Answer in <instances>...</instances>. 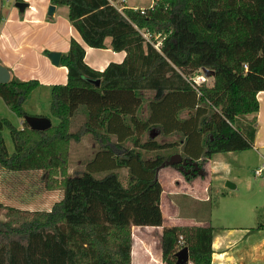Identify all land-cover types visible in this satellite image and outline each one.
<instances>
[{"label":"trees","instance_id":"1","mask_svg":"<svg viewBox=\"0 0 264 264\" xmlns=\"http://www.w3.org/2000/svg\"><path fill=\"white\" fill-rule=\"evenodd\" d=\"M247 1L243 18L251 22L260 11L264 20V0ZM214 3L157 0L143 13L120 14L105 0H50L68 9V21L86 46L105 49L110 39V49L125 52V58L96 71L85 63L83 45L71 38L60 59L67 81L51 87L50 112L58 124L36 131L25 122L19 129L0 119V168L40 171L44 190L63 191L49 211L0 203V264H132L131 228L163 224L159 171L171 156L165 152L181 145L180 156L192 162L182 174L191 182L196 173L192 164L201 168L214 154L252 147L256 122L246 116L258 111L256 95L264 79L252 72L243 75L226 60L228 44L213 20ZM201 72L211 77V85L193 87L191 78ZM38 85L11 78L0 84V99L23 120L22 103ZM144 103L150 109L142 119L137 109ZM79 112L85 121L70 132ZM4 128L14 146L11 155L1 136ZM152 130L163 136L179 133L178 144L142 140ZM83 136L92 139L97 151L83 171L66 175L71 141ZM119 169L127 170L125 185ZM212 232L210 226L163 228L162 262L177 264L176 253L186 247L192 264H211Z\"/></svg>","mask_w":264,"mask_h":264},{"label":"crops","instance_id":"2","mask_svg":"<svg viewBox=\"0 0 264 264\" xmlns=\"http://www.w3.org/2000/svg\"><path fill=\"white\" fill-rule=\"evenodd\" d=\"M34 1L13 0L8 6L0 4V65L8 70L10 79L36 80L48 87L65 84L67 69L60 64L54 66L48 58V54L58 52L61 59V55L68 52L71 38L83 45L84 61L96 71H103L109 63L123 62L125 52L112 51L110 39L109 41L105 40V49L90 48L82 42L79 34L72 28L68 20L56 15L59 7L54 6L53 15L48 16L47 9L51 5L50 0ZM16 2H25L28 7L21 13L14 6ZM246 8H248L247 0H215L213 8L210 9L213 10V20L217 23L219 37L228 44L226 60L236 69L242 71L243 75L252 72L264 79V20L260 16V11H258L257 19L251 22L246 20L242 16ZM47 17L50 18L49 21ZM97 51H100L101 54L98 55ZM257 66L261 67L259 72L254 69ZM256 99L258 102L257 113L246 116L247 120L255 119L256 122L252 147L241 152H228L225 155L226 162L221 164H218L216 158L218 154L212 155L203 165V173L199 172L200 177L205 175L206 178L192 181L188 188L192 192L198 189L202 198L204 197L199 200H202L201 203L204 204L208 201L206 193L213 182L222 179L228 180L225 182V186L230 190L236 189V182L233 181L237 179L232 174L234 165H231L233 160H238L236 165L238 171L246 169V162L249 159L253 164L256 163L255 165L261 163V166H256L254 169V176L262 177L261 186L263 188L261 191L259 190L261 196H256L259 192L253 195L259 200L249 204L247 211L252 215L260 211L259 215L264 219V88L258 90ZM22 127L23 120L20 119L17 128L21 129ZM38 174L41 178L42 173L38 171ZM202 183H204L203 186H201ZM62 197V190L47 191L43 189V193L30 203L25 202L18 205L5 203L6 200L2 195H0V202L20 210L35 208L37 209L35 211H49L52 205L60 201ZM194 198L198 199V196ZM202 226H209V224L204 222ZM132 228L140 227L133 226ZM211 228L213 229L211 264H264V225L254 232L244 229L241 233H245L244 237L236 236L232 229H228L221 235L215 234L214 228Z\"/></svg>","mask_w":264,"mask_h":264},{"label":"rangeland","instance_id":"3","mask_svg":"<svg viewBox=\"0 0 264 264\" xmlns=\"http://www.w3.org/2000/svg\"><path fill=\"white\" fill-rule=\"evenodd\" d=\"M201 1L204 6L209 0ZM12 2L13 0H0V4L6 6ZM128 2L131 6L137 7H147L150 4L149 0H128ZM193 7L194 6L190 3L189 8L192 11L195 10ZM202 11V16L206 15V11H204V9H202ZM56 15L64 20H68L67 8L59 7ZM47 18L49 21L50 18ZM157 37L158 36H154V39ZM96 53L98 55L101 54L100 51ZM201 74L206 78L205 85H211V77L204 72H201ZM38 83L39 85L28 94L25 101L22 103V109L27 116L39 115L46 118L48 117L51 126H56L58 124V119L53 117L50 112L51 87L43 85L39 81ZM149 109L146 103H144L142 107H138L137 116L142 119L146 118ZM185 117L186 113H183L181 118ZM0 119L9 121L15 127L19 126L20 119L1 99ZM84 121V113H76L71 121L70 132H76ZM1 136L3 137L8 154L11 155L14 152V146L7 128L1 131ZM148 137H154L160 143L175 142L178 144L180 139L179 133L163 136L157 130H152L150 133L144 134L142 140ZM125 146L130 148L131 143L129 140L125 142ZM96 151L97 146L89 136H83L79 142L71 141L65 174L74 175L83 171L86 163L93 158ZM181 152V145H177L165 152V154H171L172 156L174 154L180 155ZM217 154L216 158L218 159V164L225 163V155H227V152ZM143 155L145 157H150L152 154L143 153ZM185 161L186 163H192L182 158L181 166ZM237 161L238 160L235 159L231 163V165H234L232 166V174H234L237 179L233 181L236 182V189L230 190L225 186V182L228 180L224 181L222 179L221 181L213 182L206 193L208 195V201L204 204L201 203L202 200H199L200 198L204 199L199 190L197 189L192 192L188 188L192 181L197 179L204 180L206 178L205 175H202V177L199 176L201 171L203 173V167L197 168L191 182L184 179L179 167L172 166L162 169L159 173V181L163 190L160 200L163 224L160 228H131L132 264H164L161 260L160 239L162 229L165 227H196L202 226L204 222H207L209 226L214 228L215 234L221 235L226 233L228 229H232L236 233V236L244 237L245 233L241 234L244 229L254 232L264 225V219L259 215L260 211L253 215L247 211V206L249 204L259 200V198H254L253 195L259 192L256 196H261L260 191L263 188L261 186L262 177L254 176V169L256 166H261V163L255 165L256 163L253 164L251 159H249L246 162V169L244 171H238L236 166ZM116 172L121 182L125 185L128 178L127 170L119 169ZM104 174L105 172L97 173L94 174V176L101 177ZM41 178L38 171L9 173L0 168V195L5 198V203L17 205L24 204L25 202L30 203L39 196V194L43 193V185L42 182H40ZM203 184L204 183H202L201 186H203ZM193 196H198V199ZM29 209L31 210L28 211L37 210L35 208ZM188 264L192 263L189 261Z\"/></svg>","mask_w":264,"mask_h":264},{"label":"water","instance_id":"4","mask_svg":"<svg viewBox=\"0 0 264 264\" xmlns=\"http://www.w3.org/2000/svg\"><path fill=\"white\" fill-rule=\"evenodd\" d=\"M19 12H24V10L28 7V4L25 2H16L14 5ZM54 6L50 5L47 9V14L48 16H52L54 13ZM48 58L50 59L51 63L54 66H58L60 64V53L58 52H51L48 54ZM10 80V74L8 70L0 65V84H5ZM95 84L98 85L99 81H95ZM23 122H25L28 127L32 130L36 131H44L47 130L51 127V122L48 118L46 117H36V116H25L23 119ZM182 157L178 154H174L170 156V158L161 165V169L165 167H172L178 165L179 170L181 172H184V165L186 164V161L184 164H182ZM190 164V163H189ZM180 165V166H179ZM194 166L195 171L197 170V166L195 164H192ZM187 173V172H184ZM176 258H177V264H188L189 262V253L188 249L186 247H183L176 253Z\"/></svg>","mask_w":264,"mask_h":264},{"label":"built area","instance_id":"5","mask_svg":"<svg viewBox=\"0 0 264 264\" xmlns=\"http://www.w3.org/2000/svg\"><path fill=\"white\" fill-rule=\"evenodd\" d=\"M105 1L110 7L114 8L118 13L123 14L126 10H135V11H140L141 13H143L147 9H152V7L154 6L157 0H149L150 4L147 7L131 6L128 0H105ZM143 37L146 40H149L150 35L143 34ZM152 45L154 46L155 49H158L160 42L157 41L156 43H152ZM205 82H206V78L201 73H198V75L196 74L195 76L191 78V83L193 87H197ZM180 242H181V238H180Z\"/></svg>","mask_w":264,"mask_h":264}]
</instances>
